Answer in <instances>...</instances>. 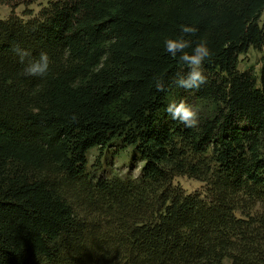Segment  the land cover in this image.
Returning <instances> with one entry per match:
<instances>
[{"label":"trees","instance_id":"trees-1","mask_svg":"<svg viewBox=\"0 0 264 264\" xmlns=\"http://www.w3.org/2000/svg\"><path fill=\"white\" fill-rule=\"evenodd\" d=\"M263 12L264 0H49L0 19V264H264ZM181 24L212 52L196 90L175 86L187 66L164 51ZM16 45L47 52V74L25 75ZM251 48L258 73L238 70ZM180 99L197 127L164 111ZM116 140L135 147L141 176L89 185L94 214L80 215L68 196L86 153Z\"/></svg>","mask_w":264,"mask_h":264},{"label":"rangeland","instance_id":"rangeland-1","mask_svg":"<svg viewBox=\"0 0 264 264\" xmlns=\"http://www.w3.org/2000/svg\"><path fill=\"white\" fill-rule=\"evenodd\" d=\"M49 0H23L13 7L0 5V19L6 20L10 16H17L24 20L36 16L41 8L47 5ZM260 24H264V12L260 16ZM262 51L249 49L246 54H242L238 59V70L243 71L253 68L258 73L261 67ZM143 160L140 158L135 147L124 145L120 140L110 142L107 147L101 149L94 147L86 153L85 177L82 181H76V187H80V194L71 192L75 198H69V203L80 215H93L89 212V203L86 200L87 187L98 180L120 179L123 181H135L141 176ZM173 185L181 188L185 193H197L205 195L204 184L194 178L187 176H177L173 178ZM93 186V185H92ZM91 188V187H90ZM89 188V191H90ZM87 213V214H86ZM91 213V214H90Z\"/></svg>","mask_w":264,"mask_h":264},{"label":"clouds","instance_id":"clouds-1","mask_svg":"<svg viewBox=\"0 0 264 264\" xmlns=\"http://www.w3.org/2000/svg\"><path fill=\"white\" fill-rule=\"evenodd\" d=\"M180 31L182 35L176 38H167L164 41V51L173 58L187 66V72H177L173 77V83L177 88L184 90H196L207 82L204 74V64L211 60L212 52L206 41H200L192 46V41L185 39V36L195 35L197 28L181 24ZM191 48V52L187 51ZM13 51L19 57L20 63H24L26 59L31 57V53L16 45ZM50 59L47 52H40L39 58L28 59V63L24 69V74L28 76L43 77L49 70ZM155 89L157 92H164L166 84L163 79L155 81ZM164 111L174 121H179L187 128L197 127L199 124V110L185 99L172 101L168 103ZM73 121L76 116L72 117Z\"/></svg>","mask_w":264,"mask_h":264}]
</instances>
